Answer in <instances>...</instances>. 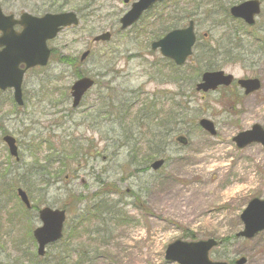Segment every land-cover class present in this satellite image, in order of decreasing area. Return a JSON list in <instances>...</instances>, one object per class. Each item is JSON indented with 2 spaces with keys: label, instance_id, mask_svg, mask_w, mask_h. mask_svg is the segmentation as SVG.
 <instances>
[{
  "label": "rangeland",
  "instance_id": "374dc122",
  "mask_svg": "<svg viewBox=\"0 0 264 264\" xmlns=\"http://www.w3.org/2000/svg\"><path fill=\"white\" fill-rule=\"evenodd\" d=\"M18 1L25 2L27 10L35 3V0ZM38 5L44 12L52 9L81 12L87 18H82L77 29L62 34L53 43L57 50L55 58L59 59L61 54L70 55L77 59V66L74 70L56 59L50 61L44 69L45 101L29 103L23 108L12 104L0 107V181L13 186L15 193L17 188L24 189L37 209L18 216L15 213L18 201L0 193V204L6 198L0 211L9 207L13 218L17 217L15 225L9 228L4 225L0 232V243L7 244L1 263L24 264L26 261L25 264H29L27 256L37 255L33 234L41 225L38 210L44 207L68 209L67 235L71 223L80 215V208L83 211L105 199L112 206H118L124 219V224L114 227L116 230L107 237L109 243L96 248L92 233H88L67 244L76 256L88 252L91 264H169L164 258L168 245L178 240L210 239L220 243L209 253L212 262L235 264L245 258V264H264V233L250 241L236 238L244 229L240 216L249 202L264 200V149L253 145L239 150L233 143L238 133L256 124L264 127V52L260 53L263 56L255 55V49L260 52L255 48L253 56L245 58L247 63L223 65V71L236 79L256 77L262 82L261 90L252 97L233 96L224 100L223 94L206 96L196 91L202 72L210 67H203L200 72L194 68L189 74L179 76L177 84L153 80V72L143 68V58L136 57L145 53L146 59L153 62L154 57L147 53V44L138 46L133 34L125 39L117 34L118 20L129 9L123 0H38ZM105 32L114 34L113 58L103 56L109 46L93 45L95 53L100 54L80 70L91 76L111 70L107 81L113 82V88L126 91L129 101H137L126 118L124 110H117V118L112 119L117 123L114 129L112 123L104 122L106 118L96 120L98 123L94 127L93 113L81 109L73 111L68 96L76 80L72 73L78 72L80 67V56L90 50L94 37ZM219 32L220 29L216 31ZM29 81L43 82V76L34 75ZM115 92L118 98H124L117 90ZM98 93L95 89L87 96L85 108L93 106ZM168 94L181 96L178 103L188 109L186 115L190 118L183 124L173 123L167 128L164 145L167 151L162 157L167 161L165 166L158 173L146 169L136 174V168L129 165V152L123 148L127 135L137 142L145 140L144 136L154 126L148 122L153 105L159 104L157 108L164 109L167 114L170 109L174 113L173 100ZM141 109L145 113L143 116L138 115ZM203 118L216 126L215 136L211 137L198 127ZM139 119L143 122L136 127ZM1 127L17 141L19 162L10 157L3 144ZM113 130L117 131L116 143L105 141L107 137L112 138ZM181 136L189 140L187 146L177 142L176 138ZM73 145L77 147V155H72ZM38 147L40 150L32 155V150ZM138 149L141 154L144 152V148L138 146ZM95 155L100 156L93 157ZM71 195L86 201L74 207L69 203ZM61 247L62 244L49 247L46 259L40 262L56 264Z\"/></svg>",
  "mask_w": 264,
  "mask_h": 264
},
{
  "label": "flooded vegetation",
  "instance_id": "af4514ba",
  "mask_svg": "<svg viewBox=\"0 0 264 264\" xmlns=\"http://www.w3.org/2000/svg\"><path fill=\"white\" fill-rule=\"evenodd\" d=\"M124 2H128L129 9L126 11L124 15L129 13L132 5H134L137 1L136 0H123ZM232 1V2H231ZM250 1H257L261 6V13L256 18L255 25L252 27H248L243 20L234 19L230 16V11L233 7L240 6L243 3H248ZM25 2H20L18 0H0V13L2 17L5 18H11V22H8L9 24L13 25V30L17 35L21 34L24 30V27L20 25L22 22L23 16L28 15L32 18H36L38 22L39 27V35L41 37V27H40V19L44 18L47 14L50 15H61V14H67L74 13L71 11H62L54 9L47 10L46 12L39 9L38 0H35L34 7L31 10H27V6H24ZM207 7H209L207 9ZM211 7V8H210ZM20 8V9H19ZM29 9V8H28ZM207 9V10H206ZM79 18L80 22L81 19L86 17L87 15H83L81 12L74 13ZM123 15V16H124ZM5 18H1L2 22L5 20ZM121 19V18H120ZM118 20V23L120 21ZM262 26H264V0H164L162 3L153 4V6L143 13L141 18L133 25V28L127 31H120L121 26L119 23V29H118V35L119 37H123L125 39V36H131L134 35L135 43L138 44V46H141L142 44H147V53L151 55L153 58V62L148 61L146 58V54H137L136 57L140 58L142 60V63L144 64V69H148L150 72H156L157 73V79L160 83H176L179 76L183 77L187 74H189L191 71H193L194 68L197 69V72L202 70L203 67H210V66H217L214 67V70L210 71H221L223 70V65H232V64H240V63H246V61H241L242 57L240 54H242L241 50L239 49L240 45L242 43H250L252 40H256V43L262 42L264 38H262L264 34V30L262 29ZM77 29V27H70L68 29H65L61 31L59 36L62 34H66L69 31H73ZM221 30V32L216 33V31ZM262 29V30H261ZM192 31V34L194 36L195 45L191 49V54L182 62L183 64L179 65L176 63L174 59L171 57L165 56L163 53L164 51H167L170 53V56L176 55L173 50H176L178 47L183 45V42L181 40H178L177 43H174L173 45H168V47H162L161 42L166 39L167 36L172 35L176 32L179 33H185L187 31ZM108 33V32H105ZM110 33V32H109ZM112 35V39L109 41V43H93L91 41L90 43V50H87L84 52L85 54H88V59L84 62H81V57L78 61L79 66L78 72L74 74L75 81L73 84L81 80V78H91L94 80L95 86L93 90L98 89L99 93L98 96L95 98L93 106L85 108V103L87 102V96L91 93L89 92L85 97L82 99L81 106L78 109H73V111H78L81 109L82 111H86L89 113H93L91 118L93 122V126L95 127L98 123V119H108L104 122H110L113 124V129L115 127V124L117 125L116 120H112L116 116V112L118 109L124 110L125 112V118L128 116V111L126 107L129 106H135L137 104V101H129L128 98L125 97L126 91L121 92L119 89L113 88V82L107 81V76L111 74V70H108L103 74H94L90 75L88 73H85L84 71L80 70V68L85 64L91 61L97 53L94 51L93 45L100 46L101 44H105L109 46L104 53V57H111L113 58V50L111 49V43L114 39V34L112 32L110 33ZM115 33V36H117ZM58 36V39H59ZM260 36V37H259ZM3 37V34L0 32V40ZM57 39V40H58ZM94 39V38H93ZM55 40V41H57ZM147 40V41H146ZM55 41L48 42V47L51 49V60H55V55L57 54V50L53 48V43ZM4 52V47L0 46V53ZM88 52V53H87ZM59 53H62V50L59 49ZM100 54V53H98ZM97 54V55H98ZM50 60V61H51ZM109 60V59H108ZM65 62V65L67 68H74L77 65V59L72 56H61L59 57V62L62 64ZM107 66V62L105 63ZM220 66V67H219ZM18 71L23 72L22 77V83L20 87L21 92V102L23 103V106H19V103H17L16 100V94L14 89L8 88L6 90L0 89V107L7 106L9 104H12L14 107L17 108H23L27 106L29 103L33 102H39V101H45L47 98V91H46V82H44V76H45V70L44 67H38L33 69H27L26 66L21 64L18 67ZM209 70L204 71L210 72ZM107 73V74H106ZM113 73V72H112ZM41 74L43 76V82L38 83H30L29 78ZM106 75V76H105ZM202 76V74H201ZM235 77V76H234ZM243 79H250V78H243ZM201 81V77H200ZM199 81V83H200ZM198 85V83H197ZM196 85V86H197ZM69 98L70 101H72L71 98V87L69 88ZM115 90L118 91L119 94L123 95L124 98H118L116 96ZM211 93H218L220 95L223 94L224 100L230 99V97L234 96H245L244 93L239 89L237 84L232 85V87H222L216 90L215 92ZM204 94V95H209ZM129 94V93H127ZM164 93L161 92V95ZM171 96V100H173L172 103H178L180 100L179 95H173L168 94ZM167 95V96H168ZM201 95V94H200ZM68 96L66 97V100H68ZM117 97V98H116ZM73 103V101H72ZM179 104V103H178ZM94 129V128H92ZM1 130L3 128L1 127ZM140 130V128H138ZM2 141L4 144V139L8 138V133H5L4 130L2 131ZM128 134V133H127ZM117 135V131L113 130V136L112 138H105V141L108 142H115V138ZM12 137V136H11ZM110 140V141H109ZM137 140L129 139L127 140V143L124 144L125 150L129 152V163L136 169H134V173L139 174V171L143 172L146 170L145 167L139 168L136 164L133 155H134V144H136ZM116 143V142H115ZM5 145V144H4ZM15 145L17 146V141L15 140ZM6 146V145H5ZM9 148L7 147V150ZM18 153L16 160L17 162L20 161L19 157V148L17 146ZM100 156L95 155L93 157ZM92 156L89 158L92 159ZM101 172V171H100ZM146 172V171H145ZM21 178V177H19ZM4 186V188L2 187ZM10 186H7V183L5 181H0V193L4 195V197H7L10 192ZM79 197V196H77ZM81 198V197H80ZM82 199V198H81ZM95 199H97L95 197ZM6 201V198H4ZM86 201V199H82ZM1 206H3V203H1ZM6 206H9L6 204ZM115 211L119 212L118 206H115ZM9 208V207H8ZM6 209L3 213H1L0 216V232L2 231V228L4 225L11 226L13 222V213L10 211V209ZM27 212H33L32 210H25ZM110 211V210H109ZM109 211H106V214H109ZM81 211L79 210V214ZM2 215H4L2 217ZM9 215H12V217H9ZM2 217V218H1ZM7 223V224H6ZM15 225V224H14ZM110 231V229H106V232ZM1 236V235H0ZM1 241V240H0ZM4 246H3V244ZM0 243V258L3 257L4 251L6 249V245L4 242ZM31 252V251H30ZM32 253V252H31ZM86 254V253H85ZM33 255V254H32ZM36 256H29L27 257L29 264H41L36 261ZM40 259V258H37ZM77 259H80V262H82V259H86V256L82 254H78ZM22 260V259H21ZM26 263V261H25ZM24 263V264H25ZM47 263V262H46ZM0 264L1 261H0ZM9 264V263H7ZM11 264H16L11 263Z\"/></svg>",
  "mask_w": 264,
  "mask_h": 264
},
{
  "label": "water",
  "instance_id": "95a60500",
  "mask_svg": "<svg viewBox=\"0 0 264 264\" xmlns=\"http://www.w3.org/2000/svg\"><path fill=\"white\" fill-rule=\"evenodd\" d=\"M138 2L132 5L131 11L125 15L120 23L122 24L121 30L132 27L143 15L144 12L149 10L153 4L162 2L164 0H137ZM126 3H128L126 1ZM261 6L257 1H250V3L242 4L238 7L231 9V15L236 19H243L249 26L254 25L255 17L260 14ZM38 20L29 16H24L21 25L25 27V31L21 35L13 33L12 24H7L2 27L0 23V30L3 32V37L0 40V46H5L4 52L0 53V89L6 90L7 88H14L16 100L19 105L21 102V79L23 72L18 71L19 65L23 64L26 69L35 68L38 66L46 67L48 65L50 49L47 48V42L57 38L59 31L68 26H78V19L75 14L67 13L63 15H46L45 18L40 19L41 37L39 35ZM111 39L110 34L102 35L96 38L95 42H109ZM178 40L183 42V45L173 50L176 55L170 56V53L163 50L165 56L171 57L178 64L190 55V50L195 41L192 31L185 33L176 32L166 37L161 42V46L168 47L177 43ZM88 54L82 56V61L87 58ZM233 77L226 76L224 72L221 73H208L203 76L202 84L198 87V91L209 92L216 90L222 86L232 85ZM94 81L89 78H82L79 82L75 83L72 87L73 107L77 108L82 97L91 90ZM239 85L245 90L246 95L254 94L261 89V82L257 79L239 81ZM199 126L208 132L211 136L216 134L215 126L207 120H202ZM177 142L181 145H187L188 141L184 137L178 138ZM4 143L10 149V155L17 157L18 149L15 146V140L8 136L4 139ZM234 143L240 149H245L246 146L251 144H261L264 146V129L260 125H256L250 131L240 133L235 137ZM165 161L160 160L152 164L154 171H159L163 167ZM20 200L25 206L30 209V202L26 193L23 190L18 192ZM39 221L42 226L34 231V240L38 243L39 256L46 255L45 249L48 245L55 244L63 237V228L66 223V212L60 210H52L44 208L39 213ZM241 221L244 224V230L239 233V237L247 240L253 239L255 236L264 231V200H253L249 203L244 213L241 215ZM218 245L214 240H207V242L189 243L176 241L168 246L165 259L170 263L177 264H226V263H213L208 254L212 249L217 248ZM246 260L241 259L236 264H245Z\"/></svg>",
  "mask_w": 264,
  "mask_h": 264
},
{
  "label": "trees",
  "instance_id": "16d2710c",
  "mask_svg": "<svg viewBox=\"0 0 264 264\" xmlns=\"http://www.w3.org/2000/svg\"><path fill=\"white\" fill-rule=\"evenodd\" d=\"M255 48H258L261 50L259 54L264 52V46L263 47L262 46L260 47H256V46L246 47L245 46L244 49L247 50V53L242 50L241 52L242 54H240L241 57L243 56L241 61H244L243 59H245V57L251 56L250 53L253 52ZM255 52H257V49H255ZM213 69H214L213 66H210V70H213ZM157 73L158 71L153 72V76H152L153 80L157 79ZM151 103H154V102H151ZM157 106L153 105L150 110V114L148 115V118H150L149 122L151 123L152 126L153 125L154 126L153 128L149 130L150 132L146 133L147 135L144 136L146 141L142 140V142H136V144L132 146V148H134L135 150L133 151L134 152L133 156L135 157L134 159L141 158L142 159L141 163L143 162L145 165L150 164L151 161H155V160H158L164 157V155L166 154L167 150H165L164 145L166 144V140H167L166 139L167 138L166 136L168 134L167 128H169L170 125L173 123H175L176 126L183 124L188 120V118H190L188 117L189 116L188 114L186 115V112L188 109L182 108V106L177 107V106L172 105L173 107L172 106L171 107L174 109V113L170 109L169 114L165 113L164 109L159 108V107L157 108ZM126 109L127 111H129L130 106H127ZM138 115H142L141 110L138 111ZM142 122L143 120L139 119L136 126L138 124H141ZM138 146L144 148L143 149L144 152L142 154H141V151H139ZM39 150H40L39 147L36 150H32V155L36 154L37 151ZM71 152H72V155H75V154L77 155V147L75 145L72 146ZM61 154H62V151H61ZM64 163L65 162L63 161L62 165H64ZM12 197L16 198L13 192H12ZM68 198L71 200L69 203L73 205L74 207H76V205L80 202V200H78L77 198L75 199L72 195L68 196ZM17 210H16L17 215L21 216L24 214V211H22L20 207H17ZM93 222H96V218L90 217V215H87V216L83 215L82 217L78 218L70 226L68 240H70V242L72 243L73 241H78V238L83 237L84 234L85 235L88 234V231H89L88 227L90 228ZM189 238L193 239L194 237L190 236ZM66 247L61 249V254L56 260L57 263L59 264L60 263L62 264H82L81 262H77L76 259L73 257L74 252H72L69 249V246L67 245ZM88 260L84 259V262H85L84 264H87Z\"/></svg>",
  "mask_w": 264,
  "mask_h": 264
}]
</instances>
